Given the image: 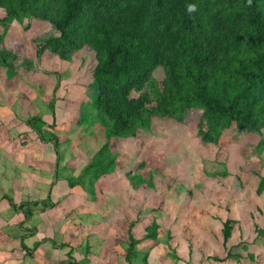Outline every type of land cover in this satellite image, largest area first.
<instances>
[{"label": "rangeland", "instance_id": "rangeland-1", "mask_svg": "<svg viewBox=\"0 0 264 264\" xmlns=\"http://www.w3.org/2000/svg\"><path fill=\"white\" fill-rule=\"evenodd\" d=\"M20 21L2 40L17 60L12 70L0 65V264H67V255L77 264H264L254 231L264 228V131L228 127L203 142L191 113L155 118L137 138L110 137L94 110L93 54L38 55L52 28ZM31 117L41 119L42 139ZM104 146L106 173L88 166ZM227 219V246L241 258L217 261Z\"/></svg>", "mask_w": 264, "mask_h": 264}, {"label": "trees", "instance_id": "trees-1", "mask_svg": "<svg viewBox=\"0 0 264 264\" xmlns=\"http://www.w3.org/2000/svg\"><path fill=\"white\" fill-rule=\"evenodd\" d=\"M22 16L53 30L38 42V55L48 49L69 61L80 50L93 54L94 110L110 137L137 138L155 118L181 121L194 113L203 142L216 143L226 128L240 126L262 138L264 0H0V65L11 70L17 58L2 51V40ZM158 69L161 82L154 77ZM41 124L39 117L27 119L42 139ZM110 162L104 146L88 166L97 163L106 173ZM39 204L48 207L30 206ZM232 230L230 220H221L226 254L217 261L241 258L227 246ZM254 231L264 242V228ZM67 256V264H77Z\"/></svg>", "mask_w": 264, "mask_h": 264}]
</instances>
